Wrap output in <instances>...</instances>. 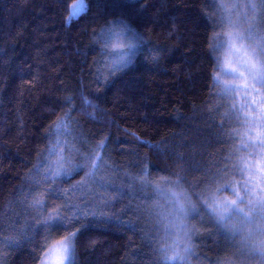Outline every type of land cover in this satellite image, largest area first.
Returning a JSON list of instances; mask_svg holds the SVG:
<instances>
[{
  "label": "trees",
  "instance_id": "obj_1",
  "mask_svg": "<svg viewBox=\"0 0 264 264\" xmlns=\"http://www.w3.org/2000/svg\"><path fill=\"white\" fill-rule=\"evenodd\" d=\"M74 2L0 0V264L38 262L45 233L36 226L27 239L22 235L36 217L23 194L38 189L37 181L43 184L47 168L42 165L38 175L36 165L56 138L51 130L72 105V136L61 139L83 136L94 145L106 138L111 166L102 172L110 187L93 183L76 194L74 202L106 214L82 221L76 264H157V239L164 233L154 206L165 201L130 178L147 161L148 179L161 187L167 186L161 177H185V189L192 192L189 184H195V191L203 192L199 182L237 143L226 135L240 130L230 123L229 104L236 101L221 98L212 81L216 63L209 41L222 31L218 7L223 1L87 0V13L69 23ZM262 17L264 8L258 7L255 27L264 34ZM118 19L145 44L128 67L113 72L100 30ZM56 159L53 155L49 162ZM81 178L82 173L71 183ZM69 186L67 178L51 185ZM84 195L87 201L80 199ZM192 201L199 207L194 194ZM188 225L194 234L191 253L182 252L187 264H260L243 254L239 240L234 246L217 233L203 209L199 217L188 218ZM64 234L55 231L53 238Z\"/></svg>",
  "mask_w": 264,
  "mask_h": 264
},
{
  "label": "snow or ice",
  "instance_id": "obj_2",
  "mask_svg": "<svg viewBox=\"0 0 264 264\" xmlns=\"http://www.w3.org/2000/svg\"><path fill=\"white\" fill-rule=\"evenodd\" d=\"M258 7L264 8V0H260L259 6L253 0H247V3L230 0V3H220L218 7L221 16L218 27L222 31L216 32L209 41L216 63L212 81L213 86L220 89L218 95L221 98L237 101L229 104V114L230 123L240 130L226 133L231 141L237 143L222 164L215 165L217 170L207 172L206 178L199 182L205 185L204 191L196 192V185L189 184L192 189L189 192L183 186L185 177H161L168 186L161 187L160 183L148 179L147 161L140 169V174L130 178L138 181L142 187H151L155 196L165 201L164 206H154L157 224L164 233L163 238L157 239V264H187V255H182V252L191 253V235L194 233L185 221L190 216L199 217L201 209L225 240L231 241L234 246L239 240L243 254L264 264V34L259 33L255 27ZM248 10L253 13L251 20ZM87 11V0H75L70 6L68 22L81 18ZM243 24L248 27L243 28ZM99 42L105 54L112 57L110 70L113 72L128 67L145 44L144 37L124 19L109 21L108 26L100 30ZM153 58H156L155 53ZM224 76L230 77V81L224 79ZM66 101L72 104L71 97L66 98ZM84 103L88 107L92 106L86 98ZM73 108L75 105L68 109L65 118L60 119L51 130L56 138L51 142L42 164L36 165L38 175L42 165L47 168L43 174V184L37 181L40 185L38 189L33 188L23 194L26 207L34 210L36 217L22 235L27 239L28 232L36 226L45 233V239L39 246L41 253L37 258L38 264H76V240L83 226L82 221L88 216L106 215L90 211L87 203L81 206L74 202L76 194L90 184H99L105 189L110 187L102 172L111 169V166L106 138L94 145L83 136L61 139L72 136L69 121ZM220 127L223 130L225 125ZM130 135L140 143H147L134 133ZM77 144L86 146V151H82ZM53 155L58 159L49 162V157ZM81 173L82 178L71 183ZM63 178H67L70 185L67 189L51 187ZM45 184L48 186L44 187ZM224 193H231V198ZM193 194L199 201V207L192 201ZM88 195H91L90 191ZM88 195L80 199L87 201ZM97 199L108 202L105 197L98 196ZM57 200L61 203H55ZM69 225L74 230H70ZM55 231L66 234L54 239ZM7 242L17 243L14 239ZM213 264L221 262L216 260Z\"/></svg>",
  "mask_w": 264,
  "mask_h": 264
},
{
  "label": "rangeland",
  "instance_id": "obj_3",
  "mask_svg": "<svg viewBox=\"0 0 264 264\" xmlns=\"http://www.w3.org/2000/svg\"><path fill=\"white\" fill-rule=\"evenodd\" d=\"M222 1H223V3H230V0H222ZM237 2L238 3H247V0H237ZM253 2L258 5L257 0H253ZM257 13H258V9H257V12L255 14L256 15V20H257ZM248 16H249V19L251 20V18L253 16V13L251 12V10H248ZM233 18L235 19V15H234ZM242 27L246 29L248 27V25L247 24H243ZM111 59H112V57H110V61H111ZM223 78L226 79V80H229V81L231 79L230 77H227V76H224ZM236 103H237V101H236ZM166 187H168V186H165V188ZM185 223L188 224V220H186ZM37 264H38V262H37Z\"/></svg>",
  "mask_w": 264,
  "mask_h": 264
}]
</instances>
